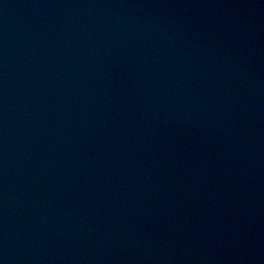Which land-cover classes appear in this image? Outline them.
Returning <instances> with one entry per match:
<instances>
[{
	"label": "water",
	"instance_id": "water-1",
	"mask_svg": "<svg viewBox=\"0 0 264 264\" xmlns=\"http://www.w3.org/2000/svg\"><path fill=\"white\" fill-rule=\"evenodd\" d=\"M0 264H264V0H0Z\"/></svg>",
	"mask_w": 264,
	"mask_h": 264
}]
</instances>
